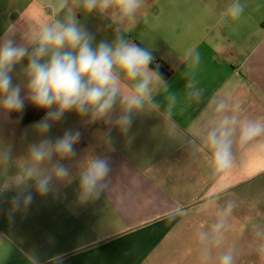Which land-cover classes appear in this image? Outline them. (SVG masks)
<instances>
[{
    "label": "crops",
    "instance_id": "1",
    "mask_svg": "<svg viewBox=\"0 0 264 264\" xmlns=\"http://www.w3.org/2000/svg\"><path fill=\"white\" fill-rule=\"evenodd\" d=\"M185 1L189 4H145L128 34L138 46L153 50L155 64L172 71L164 80L182 102L171 128L162 106L159 113L136 117L127 135L113 129L109 147L100 138L107 126H84L78 117L65 115L49 135L80 128L76 151L109 158V188L81 205L75 182L61 186L58 196L49 194V209L40 211L33 191L26 212L14 217L9 210L15 192L0 194V264H30V256L36 264H155L170 239L201 210L212 180L207 154L193 152L189 141L190 125L205 105L182 99L187 70L182 54L193 48L201 55L195 75L205 101L227 93L250 118L264 117V0H241L243 16L223 25L217 19L231 0ZM18 11L19 21L28 17L27 8ZM97 30V40L112 38L105 23ZM262 168L252 152H238L236 166L221 183L230 192L257 174L246 178V169ZM5 169L0 162V179Z\"/></svg>",
    "mask_w": 264,
    "mask_h": 264
},
{
    "label": "clouds",
    "instance_id": "2",
    "mask_svg": "<svg viewBox=\"0 0 264 264\" xmlns=\"http://www.w3.org/2000/svg\"><path fill=\"white\" fill-rule=\"evenodd\" d=\"M39 2L45 15L38 25L27 29L9 25L0 34V115L9 119L10 113L23 112L25 101L46 113L33 125L38 139L28 144L23 157L14 159L11 147L0 144V162L14 169L0 179V194L15 192L10 217L26 212L33 190L40 197L58 196L61 186L75 182L76 199L84 205L98 200L109 188L111 166L106 155L87 154L77 159L80 128H68L55 138L49 135L65 114L75 113L84 126H107L100 138L110 147L113 129L127 135L136 117L159 113L162 106L171 128L182 102L159 73L153 50L128 38L145 0ZM245 8L241 0H231L217 23L239 20ZM82 14L106 18L112 38L97 40V33L81 22ZM182 60L187 64L183 101L205 105L190 125L193 139L189 145L193 152L207 154L212 180L201 208L212 220L195 232L198 264H238L245 253L255 254L259 264H264V224L252 225L244 249L225 246L238 204L226 198L228 186L221 183L236 166L238 152H252L264 164V117L250 118L241 102L227 93H214L205 101V90L195 75L200 53L188 48ZM160 96L162 100L157 99ZM65 161H76L75 171ZM29 261L36 264L31 256Z\"/></svg>",
    "mask_w": 264,
    "mask_h": 264
},
{
    "label": "rangeland",
    "instance_id": "3",
    "mask_svg": "<svg viewBox=\"0 0 264 264\" xmlns=\"http://www.w3.org/2000/svg\"><path fill=\"white\" fill-rule=\"evenodd\" d=\"M145 4H189L185 0H145ZM27 8V16L19 21L18 8ZM18 11V13H17ZM45 15V9L40 6L39 0H0V34L9 25L27 29L38 25ZM81 22L98 34L99 24L109 21L96 14L81 15ZM13 83L18 82L14 73ZM24 93L22 92V95ZM45 111L36 109L27 101L21 113H10L9 119L0 116V144L10 146L14 159L23 157L26 154L29 143L38 139L33 125L45 116ZM65 115L76 118L75 113ZM59 127V126H53ZM52 130L49 134H51ZM80 159L84 154L77 152ZM73 165L76 161H65ZM75 166V165H74ZM14 169L6 164L5 174ZM75 171V170H74ZM251 172L257 173L247 179L243 184L231 190L226 198L234 199L238 207L231 218V230L227 235L225 246L238 245L242 249L251 239V227L253 224H264V168L256 170H245L246 178ZM34 191V190H33ZM39 196V195H38ZM49 195L38 197L39 211L49 209ZM212 216L201 210L194 215L189 225L185 226L179 234L173 236L165 249L159 255V262L155 264H198V253L195 245V232L200 225L210 223ZM238 264H259L255 254H242Z\"/></svg>",
    "mask_w": 264,
    "mask_h": 264
},
{
    "label": "trees",
    "instance_id": "4",
    "mask_svg": "<svg viewBox=\"0 0 264 264\" xmlns=\"http://www.w3.org/2000/svg\"><path fill=\"white\" fill-rule=\"evenodd\" d=\"M151 67H155V65H150ZM159 73L161 74V76L163 77V79L167 80L170 78L171 74H172V71L167 68V67H164V66H160L159 67Z\"/></svg>",
    "mask_w": 264,
    "mask_h": 264
}]
</instances>
